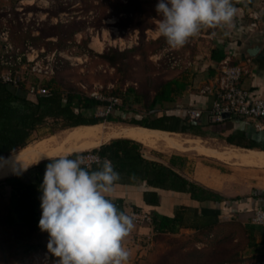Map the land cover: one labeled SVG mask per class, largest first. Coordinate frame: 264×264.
Wrapping results in <instances>:
<instances>
[{
  "label": "rangeland",
  "instance_id": "374dc122",
  "mask_svg": "<svg viewBox=\"0 0 264 264\" xmlns=\"http://www.w3.org/2000/svg\"><path fill=\"white\" fill-rule=\"evenodd\" d=\"M17 1L12 0L13 6L2 8L1 14L6 20L3 26L5 23L11 27L18 21L24 32L30 31L31 36L44 38L37 46L31 42L25 43L24 47L12 42L13 45L21 51H26L29 45L34 47L39 54L36 61L44 65L48 64L47 56L56 55L54 60L50 59L54 70L51 74L16 68L20 73L25 71L26 89L29 85L45 87L55 76L63 87L74 85L91 96L119 99L115 111L110 114L125 121L134 118L152 121L158 115L171 112L174 100L152 106L156 93L165 81L197 77L202 60L197 55L198 44L205 39L213 40L208 34L221 33L218 29H203L184 47L172 49L157 32L161 18L155 8L158 0H24L21 4ZM123 7H127L126 10ZM250 13L246 14L249 31L253 20ZM60 36L67 38L66 49L58 44ZM110 49L127 51V55L112 65L101 57ZM15 58L14 52L9 60ZM3 70H6L5 65ZM129 88L134 92H128ZM102 108L95 110L97 116H106L101 114ZM117 123L125 124L105 122L108 126ZM68 130L70 128L61 129L60 124L48 120L34 132L28 144ZM182 138L194 137L182 133ZM201 141L206 145L207 142ZM207 146L227 148V145ZM141 149L157 156L182 155L194 163L209 159L208 155L192 149L180 151L163 145L152 148L144 144ZM10 198V189H0V264H55L57 258L47 249L48 233L39 229L26 237L16 228L4 224L12 208ZM39 243L42 246L27 252L30 245ZM125 247L131 252L129 264H218L234 253H239L242 260L231 264H264L260 259L264 256V248L257 249L240 224L227 223L205 234L180 230L145 233L139 229L126 239Z\"/></svg>",
  "mask_w": 264,
  "mask_h": 264
},
{
  "label": "trees",
  "instance_id": "16d2710c",
  "mask_svg": "<svg viewBox=\"0 0 264 264\" xmlns=\"http://www.w3.org/2000/svg\"><path fill=\"white\" fill-rule=\"evenodd\" d=\"M5 5V2L0 0V30L3 28L1 10ZM126 8L123 7L124 10ZM43 38L31 36L30 31L24 32L21 23L18 21L11 26L10 39L17 46L24 47L27 42L37 46L38 41ZM59 38L60 43L58 44L66 49L67 38L64 39L61 36ZM2 53L3 42L0 40V76L2 71H4V65L1 63ZM126 55L127 51L110 49L102 53L101 57L106 62L115 65L123 60ZM212 58L216 61H222L226 58L224 49L221 47L214 48L212 50ZM63 86V84L59 83L57 77L53 76L47 81L45 86L48 92L37 95L35 99H32L28 96V89H26L24 81L14 85L4 82L0 77V158L25 147L34 132L47 123L48 120H53L60 124L61 129L100 122H125L173 132L192 130L193 133L200 134L192 127L181 126L182 119L175 114H161L152 121L137 118L125 121L123 118L116 117L113 114L103 117L97 116L95 110L108 104V101L91 96L74 85ZM175 86L178 88L186 87L185 84L179 83L175 79L165 81L162 84V89L156 93L152 106L154 107L160 102L171 101ZM129 91L134 92V89L129 88ZM229 118L231 119V117H228L222 122L215 124L224 123ZM226 139L228 142L244 148L261 147L260 145L243 144L234 139L233 136H228ZM141 145L142 143L133 139L113 138L94 148V151L98 152L102 158L106 157L109 159L115 170L120 173L121 179L117 183L126 184L133 182L134 180L130 179L133 175L136 178H141L146 183V187L142 189L143 205L136 207H146L152 213L153 231L162 233L178 232L181 228H192L201 234H205L212 233L214 229H218L220 227L219 216L211 215L201 219L191 214L194 209L190 207L181 206L176 209L173 215L161 214L156 210L157 206L160 205V195L157 189L185 192L192 199L199 201H224L227 198L189 180L164 164L145 158L140 151ZM77 154L73 153L67 155V157L75 158ZM49 162L48 159H44L23 171L0 179V189L11 190L10 200L12 208L5 218L4 224L7 227L16 228L26 237H30L33 232L39 230L38 223L41 217L39 197L42 195L39 186L42 184L45 168ZM96 167L97 165H94L91 168L95 169ZM113 200L119 208L125 210L121 198ZM226 222L242 225L247 234H249L250 241L256 243V235L253 234L251 227L230 220ZM144 232L148 231L144 230ZM39 246H42L41 243L39 245H30L27 252L30 248L37 249ZM260 259L264 260V256H261ZM241 260L242 256L239 253H234L231 257L223 259L218 264H231Z\"/></svg>",
  "mask_w": 264,
  "mask_h": 264
},
{
  "label": "crops",
  "instance_id": "0c3cea01",
  "mask_svg": "<svg viewBox=\"0 0 264 264\" xmlns=\"http://www.w3.org/2000/svg\"><path fill=\"white\" fill-rule=\"evenodd\" d=\"M3 1L7 7L13 6L10 0ZM233 3L240 9L235 21L236 27L231 30L229 35H225L223 30L218 29L221 30V33L207 35L213 40L205 39L198 44L197 55L202 59L198 67L200 74L194 79L191 77L175 79L179 83L185 84L186 87L175 86V91L172 94L175 106L170 110L171 112L164 114H175L180 117L182 119L181 126L192 127L200 134H195L192 130L179 133H186L190 137H201L203 141L207 142L206 145H227V147L240 148L237 144L227 141L228 136H233L243 144L261 146L260 148H242L264 152V119L229 118L224 123L215 124L210 122L207 111L201 119L195 122L189 121L185 116L187 108L197 107L207 110L212 104L213 96L204 94L202 88L213 82L219 74L221 62L225 59L216 61L212 58V50L216 47L224 49L226 58L229 57L231 63L247 64L248 72L243 75L241 84L253 96L264 98V51L255 57L249 55V49H264V0H240V2L233 0ZM253 9H256L255 11L260 15L258 20L260 29L249 31L246 14ZM3 19L1 16L2 22ZM140 151L145 158L164 164L189 180L227 198L224 201H199L192 199L185 192L157 189L160 195V205L156 210L159 213L173 215L177 208L186 206L193 208L194 211L191 214L201 219L211 215L219 216L220 226L226 225V221L229 220L241 223L253 229V234L256 235V248H264V226L252 223L255 210L259 207L264 208V163L241 165V163L229 162L213 156H208L207 161L194 163L189 157L187 159L181 157L182 155L157 156L146 150L141 149ZM256 157L259 158V156ZM145 187L146 183L141 178L126 184L117 183L111 198H121L127 213L131 209H142L136 206L143 205L142 189ZM143 209L148 211L146 207ZM139 229L146 230L148 233L154 232L151 226L134 225L130 235L138 232ZM180 231L197 232L192 228H181Z\"/></svg>",
  "mask_w": 264,
  "mask_h": 264
},
{
  "label": "clouds",
  "instance_id": "9594fccd",
  "mask_svg": "<svg viewBox=\"0 0 264 264\" xmlns=\"http://www.w3.org/2000/svg\"><path fill=\"white\" fill-rule=\"evenodd\" d=\"M240 2V0H237ZM161 17L157 32L172 49H180L203 29H221L229 35L240 12L233 0H158ZM264 49H249L255 57ZM39 190L38 227L48 233L47 249L55 264H129L125 240L134 218L111 198L121 179L112 162L96 158L95 169L85 158H50ZM132 180L137 178L133 175Z\"/></svg>",
  "mask_w": 264,
  "mask_h": 264
},
{
  "label": "built area",
  "instance_id": "2783aa9c",
  "mask_svg": "<svg viewBox=\"0 0 264 264\" xmlns=\"http://www.w3.org/2000/svg\"><path fill=\"white\" fill-rule=\"evenodd\" d=\"M17 2H19L18 4H21L24 0H18ZM250 16L253 19L250 23L251 31L259 30L260 25L258 20L260 15L255 11L250 13ZM10 30L11 27L5 23L0 30V40L3 42L1 63L6 66V70L1 73L0 77L4 82L18 85L24 81L25 71L20 73L16 70L17 67L22 70L43 73L45 75L54 72L50 59H55V53H53L52 56L46 57L48 62L47 65L36 61L39 54L35 48L29 45L26 51H21L20 48L15 47L9 39ZM14 52L16 53L15 60H9L12 58ZM59 54L62 56V53ZM247 72L248 67L246 63L233 64L229 57L225 58L221 62L219 74L213 82L202 88L204 94L213 96L210 108L207 110L197 107L187 108L185 110L186 118L191 122H195L201 119L205 111H207L209 120L212 123L222 122L226 118L224 117L225 114H229L231 118L264 119V98L253 96L251 92L241 84L242 77ZM47 92L48 89L46 87H36L34 85L28 86V93L35 97ZM92 96L98 97L96 94H93ZM98 98L102 99V97ZM102 100L108 101V104L103 106L101 113L106 116L115 111L119 102V99L117 98H104ZM257 126L259 127V125ZM77 156L84 157L85 165L90 168L96 165V158L103 159L98 152L94 151V149L78 152ZM128 214L133 216L134 224L138 226H153V215L146 209H131ZM252 223L264 226V208L259 207L255 210Z\"/></svg>",
  "mask_w": 264,
  "mask_h": 264
},
{
  "label": "bare ground",
  "instance_id": "6f19581e",
  "mask_svg": "<svg viewBox=\"0 0 264 264\" xmlns=\"http://www.w3.org/2000/svg\"><path fill=\"white\" fill-rule=\"evenodd\" d=\"M113 138L133 139L152 148L163 145L167 148L180 151L197 150L199 154L241 163V165L264 163V152H258L254 149L230 146L222 150L203 144L201 137L184 140L182 133L179 132L149 128L130 123H117L108 126L105 122H100L72 127L64 134H52L38 142L27 144L10 155L2 157L0 159V178L35 165V162L41 156L50 158L67 156L76 151L98 147ZM256 156H259V158L257 159Z\"/></svg>",
  "mask_w": 264,
  "mask_h": 264
},
{
  "label": "water",
  "instance_id": "95a60500",
  "mask_svg": "<svg viewBox=\"0 0 264 264\" xmlns=\"http://www.w3.org/2000/svg\"><path fill=\"white\" fill-rule=\"evenodd\" d=\"M224 117L228 118V117H230V115L229 114H225Z\"/></svg>",
  "mask_w": 264,
  "mask_h": 264
}]
</instances>
